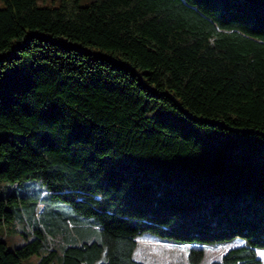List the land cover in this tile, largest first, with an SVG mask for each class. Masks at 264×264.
I'll return each mask as SVG.
<instances>
[{
	"label": "trees",
	"instance_id": "obj_1",
	"mask_svg": "<svg viewBox=\"0 0 264 264\" xmlns=\"http://www.w3.org/2000/svg\"><path fill=\"white\" fill-rule=\"evenodd\" d=\"M2 2L0 229L41 208L0 264H144V231L260 264L264 0Z\"/></svg>",
	"mask_w": 264,
	"mask_h": 264
},
{
	"label": "rangeland",
	"instance_id": "obj_2",
	"mask_svg": "<svg viewBox=\"0 0 264 264\" xmlns=\"http://www.w3.org/2000/svg\"><path fill=\"white\" fill-rule=\"evenodd\" d=\"M89 1L79 0V3L85 4ZM37 3L39 5H53L57 4L58 0H37ZM2 5L3 2L0 0V6ZM9 185L7 181L0 179V194ZM13 191L16 194L32 196H41L43 194L42 185L37 180H23L19 183L18 188H14ZM25 206H28L27 203H25ZM19 207L21 213L17 214L15 212L11 221L4 224L0 229L7 249H12L30 240L35 235L31 229V222L34 218L37 219L38 209L41 208V204L33 212L24 211L20 204ZM58 209L62 214H66L67 204H63ZM42 231L45 232L44 229ZM96 238L97 236L93 235V239ZM238 243H240V240L235 239L226 242L202 244L204 253L198 264H209L210 261L218 259L228 247L237 245ZM188 246L189 244L187 243L176 242L144 231L137 236V245L133 252V257L142 261L144 264H189L186 257ZM256 253L260 258V264H264V247L256 248ZM38 258L39 256L37 254L30 255L22 261V264H36Z\"/></svg>",
	"mask_w": 264,
	"mask_h": 264
},
{
	"label": "built area",
	"instance_id": "obj_3",
	"mask_svg": "<svg viewBox=\"0 0 264 264\" xmlns=\"http://www.w3.org/2000/svg\"><path fill=\"white\" fill-rule=\"evenodd\" d=\"M37 209H38V207H37Z\"/></svg>",
	"mask_w": 264,
	"mask_h": 264
}]
</instances>
